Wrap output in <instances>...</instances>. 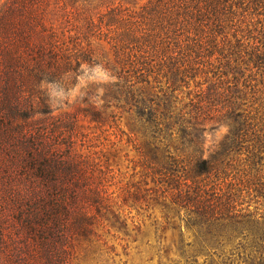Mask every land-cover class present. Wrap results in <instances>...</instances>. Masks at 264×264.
Here are the masks:
<instances>
[{
    "label": "trees",
    "instance_id": "16d2710c",
    "mask_svg": "<svg viewBox=\"0 0 264 264\" xmlns=\"http://www.w3.org/2000/svg\"><path fill=\"white\" fill-rule=\"evenodd\" d=\"M0 73V264H264V0H7Z\"/></svg>",
    "mask_w": 264,
    "mask_h": 264
},
{
    "label": "rangeland",
    "instance_id": "374dc122",
    "mask_svg": "<svg viewBox=\"0 0 264 264\" xmlns=\"http://www.w3.org/2000/svg\"><path fill=\"white\" fill-rule=\"evenodd\" d=\"M7 0H0V10L3 6V3ZM127 3L131 6H138L144 0H126ZM89 73L84 74L78 80L74 88H72L68 93L59 92L55 87H50L49 93L55 99L52 102V114L60 115L66 111H71L74 106L79 103L76 101V98L80 96L81 90L86 86V83L91 80L92 77H89ZM0 73V91L3 85L2 77ZM98 80H102L104 77L101 74L94 75ZM97 91V89H96ZM1 96V95H0ZM67 99V104L64 103ZM48 115V114H47ZM46 115L35 113L34 118H44ZM87 124V122H86ZM225 132L224 127L217 128L211 135V138L215 141H218L222 138ZM5 144L4 133L0 124V162L3 155L2 146ZM130 172V171H129ZM169 237V233H167ZM128 248L123 251L120 245L115 244V249L113 253L100 254L97 258L93 260L85 261L81 264H175L174 262L168 260H162L160 262L156 256L155 250V233L152 230L148 229V232L145 233V236H138L137 241L132 242L131 238L127 240ZM117 254V255H116ZM202 259H198V264H204ZM183 260H179L177 264H184ZM190 264V263H188Z\"/></svg>",
    "mask_w": 264,
    "mask_h": 264
}]
</instances>
